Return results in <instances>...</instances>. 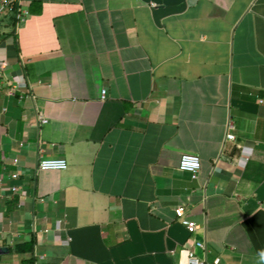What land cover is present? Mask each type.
<instances>
[{
    "label": "crops",
    "instance_id": "crops-1",
    "mask_svg": "<svg viewBox=\"0 0 264 264\" xmlns=\"http://www.w3.org/2000/svg\"><path fill=\"white\" fill-rule=\"evenodd\" d=\"M20 1L0 18V264H187L195 239L264 264V0Z\"/></svg>",
    "mask_w": 264,
    "mask_h": 264
},
{
    "label": "built area",
    "instance_id": "built-area-1",
    "mask_svg": "<svg viewBox=\"0 0 264 264\" xmlns=\"http://www.w3.org/2000/svg\"><path fill=\"white\" fill-rule=\"evenodd\" d=\"M1 9H7L9 12L13 13L16 19H20L22 14H25L26 11L21 8L20 0H1ZM105 90H101V98L104 97ZM40 121H45L42 116L39 115ZM233 128L231 122L227 123V132L225 137L227 139H234V135L230 131ZM247 156L243 155L242 159H246ZM66 167V161L63 158H40L37 162V169H63ZM178 168L182 171L189 173L190 177L193 179L197 176L198 170L200 168V160L196 154L193 153H183L180 155L178 160ZM19 170H14L9 174V177L12 180L19 178ZM10 191L15 193L17 191L16 185L10 186ZM177 210L181 213L183 210L182 207H178ZM183 223L189 233L195 231V223L192 220H183ZM194 247H197L202 251L201 256L190 255L187 257V264H220L216 259L208 261L205 258V246L204 243L200 240H194Z\"/></svg>",
    "mask_w": 264,
    "mask_h": 264
},
{
    "label": "trees",
    "instance_id": "trees-1",
    "mask_svg": "<svg viewBox=\"0 0 264 264\" xmlns=\"http://www.w3.org/2000/svg\"><path fill=\"white\" fill-rule=\"evenodd\" d=\"M15 22H16V18H15V16H14V14H12V17H11V21H10V23H11V25H14ZM31 244H32V242L29 243V244H27V245H23V246H25V248H22V245H17V246H16V250H20V249L30 250V249H31Z\"/></svg>",
    "mask_w": 264,
    "mask_h": 264
},
{
    "label": "rangeland",
    "instance_id": "rangeland-1",
    "mask_svg": "<svg viewBox=\"0 0 264 264\" xmlns=\"http://www.w3.org/2000/svg\"><path fill=\"white\" fill-rule=\"evenodd\" d=\"M0 7H1V0H0ZM2 15V16H1ZM3 9L0 8V18L3 17ZM10 17H9V21H10ZM3 19H1L0 21H2Z\"/></svg>",
    "mask_w": 264,
    "mask_h": 264
},
{
    "label": "water",
    "instance_id": "water-1",
    "mask_svg": "<svg viewBox=\"0 0 264 264\" xmlns=\"http://www.w3.org/2000/svg\"><path fill=\"white\" fill-rule=\"evenodd\" d=\"M3 250L7 251V248L6 247H0V252H2Z\"/></svg>",
    "mask_w": 264,
    "mask_h": 264
}]
</instances>
